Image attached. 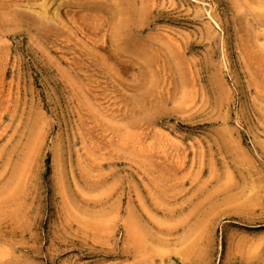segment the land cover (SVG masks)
<instances>
[{
    "label": "rangeland",
    "instance_id": "374dc122",
    "mask_svg": "<svg viewBox=\"0 0 264 264\" xmlns=\"http://www.w3.org/2000/svg\"><path fill=\"white\" fill-rule=\"evenodd\" d=\"M0 264H264V0H0Z\"/></svg>",
    "mask_w": 264,
    "mask_h": 264
}]
</instances>
